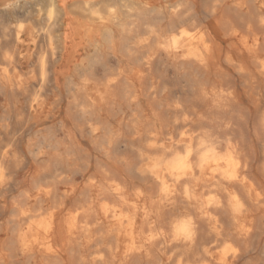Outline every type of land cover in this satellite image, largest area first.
Returning <instances> with one entry per match:
<instances>
[{
    "label": "bare ground",
    "instance_id": "bare-ground-1",
    "mask_svg": "<svg viewBox=\"0 0 264 264\" xmlns=\"http://www.w3.org/2000/svg\"><path fill=\"white\" fill-rule=\"evenodd\" d=\"M38 1L36 87L26 23L0 47V264H264V0Z\"/></svg>",
    "mask_w": 264,
    "mask_h": 264
},
{
    "label": "crops",
    "instance_id": "crops-1",
    "mask_svg": "<svg viewBox=\"0 0 264 264\" xmlns=\"http://www.w3.org/2000/svg\"><path fill=\"white\" fill-rule=\"evenodd\" d=\"M0 38H11V24L16 26L18 21L26 23L27 30L24 32V38H42L36 36L35 26H46L47 20L43 13V18L34 17L32 11L25 8L24 0H0ZM37 24V25H36ZM7 29V31L5 30ZM5 30V33H3ZM4 34V35H3ZM8 34V35H7ZM10 36V37H9ZM13 38V35H12ZM44 38V37H43Z\"/></svg>",
    "mask_w": 264,
    "mask_h": 264
},
{
    "label": "rangeland",
    "instance_id": "rangeland-1",
    "mask_svg": "<svg viewBox=\"0 0 264 264\" xmlns=\"http://www.w3.org/2000/svg\"><path fill=\"white\" fill-rule=\"evenodd\" d=\"M68 1L69 0H65V3H69L71 0L69 2ZM22 2H25V5H24L25 8H28L30 11H32L31 14H33L34 17L43 18V13H44L43 10H45V6H43V4H41V2L38 1L36 3V0H27V1L24 0ZM48 23H49V21H48ZM14 27L15 26H13L11 24V38H12V35H13ZM45 30H40L41 34L39 33L38 36L41 35L42 38L43 37L45 38V35H47V33H45L46 32ZM43 33H44V35H43ZM6 39L7 38H0V47L5 45V42L7 41ZM27 45H28L27 48L26 47H20L19 48L20 50H24V51L28 52V54H29V58H28L27 62H25V64L23 65L22 71L32 70V71H29L31 76H32V81L29 82L27 85H29L31 87H36L37 86L36 85L37 84V77H38V75H37L38 67H37L36 63H37V60H38L39 52L42 50V52H44V56H46L50 45H48L46 42H44V39L36 40L35 38L32 39L31 41H29V43ZM70 45L71 44L68 43V46H70ZM74 52L77 55V52L76 51H74ZM67 53H68V50H66V52L64 54L66 55ZM78 57H79V55H78ZM33 61H34V63H33ZM2 62H3V60L0 58V68L2 67V64H3ZM0 102H2V99H0ZM10 120H11V117H10Z\"/></svg>",
    "mask_w": 264,
    "mask_h": 264
}]
</instances>
